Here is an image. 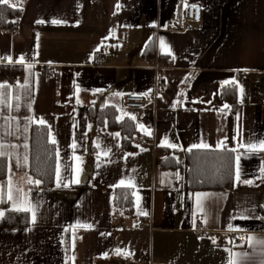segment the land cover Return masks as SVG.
I'll list each match as a JSON object with an SVG mask.
<instances>
[{"label": "crops", "instance_id": "crops-1", "mask_svg": "<svg viewBox=\"0 0 264 264\" xmlns=\"http://www.w3.org/2000/svg\"><path fill=\"white\" fill-rule=\"evenodd\" d=\"M8 4L21 14L15 29L0 25V66L20 68L0 74L2 117L29 83L27 117L47 126L56 158L53 184L35 187L24 141H9L0 219L27 211L29 223L0 226V264H264V0ZM188 4L201 18L181 31ZM98 51L105 61L95 66ZM156 81L155 106H123ZM99 104L135 123L134 149L120 131L90 124L88 107ZM223 148L234 152V186L191 191L186 152ZM166 157L180 165L164 166ZM119 187L132 192L129 213L113 204ZM232 233L242 242L232 245Z\"/></svg>", "mask_w": 264, "mask_h": 264}, {"label": "trees", "instance_id": "trees-1", "mask_svg": "<svg viewBox=\"0 0 264 264\" xmlns=\"http://www.w3.org/2000/svg\"><path fill=\"white\" fill-rule=\"evenodd\" d=\"M21 14V9L10 4H0V25L10 28ZM20 66H0V74L6 75L9 71L13 75L18 73ZM29 83L14 90L13 105L18 117H2L5 101L0 103V190L6 186L7 146L11 138L19 134L24 141L22 147L27 156L26 171L31 178L32 185L48 188L53 184L55 173V144L49 140L48 128L44 124H35L29 120L27 106L30 103ZM29 91V93H28ZM220 95L229 98L231 106L235 104V93L232 87L223 86ZM230 95V96H228ZM16 104H19L16 105ZM88 118L91 125L96 128H109L120 131L123 146L134 149L135 123L127 117L118 119V110L114 106L99 104L88 107ZM11 120L12 122H9ZM4 121V122H3ZM19 124L20 129L14 126ZM3 127L4 130L3 131ZM19 132V133H18ZM23 137V138H22ZM20 139V140H21ZM163 165L176 167L180 163L176 160L163 159ZM186 183L191 191L194 190H229L234 186V152L229 149H190L185 154ZM39 181L37 184L36 181ZM133 203L132 192L123 187L114 189L113 204L126 213L131 212ZM29 223L27 211L6 210L0 219V226L18 228Z\"/></svg>", "mask_w": 264, "mask_h": 264}, {"label": "built area", "instance_id": "built-area-1", "mask_svg": "<svg viewBox=\"0 0 264 264\" xmlns=\"http://www.w3.org/2000/svg\"><path fill=\"white\" fill-rule=\"evenodd\" d=\"M182 21L180 24V30L181 31H187L191 30L194 27V24L200 21L201 18V7L199 5H194V4H188L185 5L182 9ZM10 29H15V24L10 27ZM105 61V54L102 51H98L95 53L91 60V64L95 66H100L104 63ZM58 73L54 70H51L49 73V77H56ZM238 81L243 82L244 77L241 73H238ZM7 80L8 82H13V77L12 75L8 74L7 75ZM160 90V86L158 81H156L155 88L152 92L146 95H141V94H130V95H125L123 98V106L128 109H139V108H144V107H153L155 106L156 99H157V93ZM142 141L138 139L135 141L136 144L141 143ZM149 225V222L142 219L139 221V226H147ZM200 235L202 237H205L208 235L206 231H200ZM231 236V244L232 245H237L240 242H242L243 238L242 236L235 237L234 233L230 234Z\"/></svg>", "mask_w": 264, "mask_h": 264}, {"label": "snow or ice", "instance_id": "snow-or-ice-1", "mask_svg": "<svg viewBox=\"0 0 264 264\" xmlns=\"http://www.w3.org/2000/svg\"><path fill=\"white\" fill-rule=\"evenodd\" d=\"M9 3V0H0V4H8ZM53 23H59V21H53ZM41 123H43V121H41ZM55 141H53V143H54ZM262 143V145H264V142H261ZM193 147H197L196 145H194ZM36 183L38 184L39 183V181L37 180L36 181ZM11 198V197H10ZM0 214H2V213H0Z\"/></svg>", "mask_w": 264, "mask_h": 264}, {"label": "rangeland", "instance_id": "rangeland-1", "mask_svg": "<svg viewBox=\"0 0 264 264\" xmlns=\"http://www.w3.org/2000/svg\"><path fill=\"white\" fill-rule=\"evenodd\" d=\"M10 117H18V113H15V112H13V113H10V115H9ZM12 119V118H11ZM9 122H12L11 120H9ZM15 129H17V127L16 126H14V130Z\"/></svg>", "mask_w": 264, "mask_h": 264}]
</instances>
